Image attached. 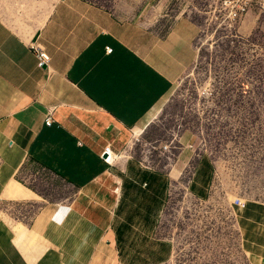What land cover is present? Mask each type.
I'll return each instance as SVG.
<instances>
[{"label":"crops","instance_id":"0c3cea01","mask_svg":"<svg viewBox=\"0 0 264 264\" xmlns=\"http://www.w3.org/2000/svg\"><path fill=\"white\" fill-rule=\"evenodd\" d=\"M169 2L0 0V264L175 257L164 216L181 178L121 155L197 64L198 26L190 14L162 15ZM35 46L48 54V67L38 66ZM108 146L120 159L103 160ZM28 163L72 196L40 204L42 193L20 179ZM214 177L204 155L184 191L205 201ZM256 242L264 264V236Z\"/></svg>","mask_w":264,"mask_h":264},{"label":"rangeland","instance_id":"374dc122","mask_svg":"<svg viewBox=\"0 0 264 264\" xmlns=\"http://www.w3.org/2000/svg\"><path fill=\"white\" fill-rule=\"evenodd\" d=\"M169 3L167 19L190 14L198 26L197 64L121 155L166 165L181 178L164 216L177 245L168 264H260L251 242L264 236V2L232 31L207 19L203 0ZM204 155L215 177L202 201L183 184ZM23 171L20 179L42 193L40 204L73 194L41 167Z\"/></svg>","mask_w":264,"mask_h":264},{"label":"built area","instance_id":"2783aa9c","mask_svg":"<svg viewBox=\"0 0 264 264\" xmlns=\"http://www.w3.org/2000/svg\"><path fill=\"white\" fill-rule=\"evenodd\" d=\"M204 13L207 19L215 22L220 28L237 29V27L245 22L254 12L260 10L264 0H203ZM34 50L38 57V66L40 68L48 67L49 56L39 46H35ZM108 53L112 49H107ZM53 111L49 112L47 122H53ZM113 149L108 146L102 153V158L106 163H111L114 157Z\"/></svg>","mask_w":264,"mask_h":264},{"label":"bare ground","instance_id":"6f19581e","mask_svg":"<svg viewBox=\"0 0 264 264\" xmlns=\"http://www.w3.org/2000/svg\"><path fill=\"white\" fill-rule=\"evenodd\" d=\"M113 153H114V152H113ZM113 153H112V154H113ZM114 155H115V154H114ZM114 157H115L116 159H120L119 156H116V155H115Z\"/></svg>","mask_w":264,"mask_h":264}]
</instances>
